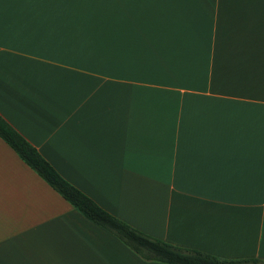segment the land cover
Wrapping results in <instances>:
<instances>
[{
    "label": "crops",
    "instance_id": "crops-1",
    "mask_svg": "<svg viewBox=\"0 0 264 264\" xmlns=\"http://www.w3.org/2000/svg\"><path fill=\"white\" fill-rule=\"evenodd\" d=\"M0 116L133 229L264 264V0H0ZM0 264H164L0 138Z\"/></svg>",
    "mask_w": 264,
    "mask_h": 264
},
{
    "label": "trees",
    "instance_id": "trees-1",
    "mask_svg": "<svg viewBox=\"0 0 264 264\" xmlns=\"http://www.w3.org/2000/svg\"><path fill=\"white\" fill-rule=\"evenodd\" d=\"M0 138L64 200L69 202L89 221L115 236L144 261L164 264H261L258 260H219L198 251L178 248L151 238L108 214L94 201L64 180L39 152L1 116Z\"/></svg>",
    "mask_w": 264,
    "mask_h": 264
}]
</instances>
